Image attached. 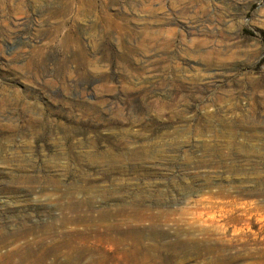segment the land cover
I'll return each mask as SVG.
<instances>
[{
  "label": "rangeland",
  "instance_id": "374dc122",
  "mask_svg": "<svg viewBox=\"0 0 264 264\" xmlns=\"http://www.w3.org/2000/svg\"><path fill=\"white\" fill-rule=\"evenodd\" d=\"M103 190L161 200L136 264H264V0H0V243Z\"/></svg>",
  "mask_w": 264,
  "mask_h": 264
},
{
  "label": "bare ground",
  "instance_id": "6f19581e",
  "mask_svg": "<svg viewBox=\"0 0 264 264\" xmlns=\"http://www.w3.org/2000/svg\"><path fill=\"white\" fill-rule=\"evenodd\" d=\"M105 158L113 164L124 156L108 153ZM122 194L114 198L103 190L98 196L101 203L93 194L80 198L66 194V202L57 205L58 217L45 222L40 232L22 219L23 223L10 232L12 239L0 243V248L13 243L11 248L0 250V264H136L141 256L158 253L162 250L158 242L166 234L159 228L160 211L152 208L161 205V200L150 202L151 195L135 192ZM200 202L208 209L204 214L214 220L212 203L222 202L208 195Z\"/></svg>",
  "mask_w": 264,
  "mask_h": 264
}]
</instances>
